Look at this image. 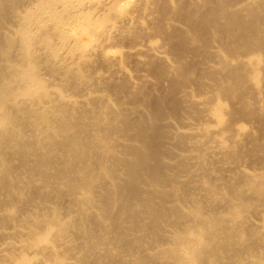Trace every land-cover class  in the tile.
I'll list each match as a JSON object with an SVG mask.
<instances>
[{
    "label": "bare ground",
    "instance_id": "bare-ground-1",
    "mask_svg": "<svg viewBox=\"0 0 264 264\" xmlns=\"http://www.w3.org/2000/svg\"><path fill=\"white\" fill-rule=\"evenodd\" d=\"M263 139L264 0H0V264H264Z\"/></svg>",
    "mask_w": 264,
    "mask_h": 264
},
{
    "label": "rangeland",
    "instance_id": "rangeland-1",
    "mask_svg": "<svg viewBox=\"0 0 264 264\" xmlns=\"http://www.w3.org/2000/svg\"><path fill=\"white\" fill-rule=\"evenodd\" d=\"M74 20V21H73ZM71 21V22H70ZM77 21H76V19H74V18H71V19H69L68 20V22L66 23L67 25H64L62 28H64V30L61 28V31H65V32H67V30H68V32L69 33H72L73 32V34H72V36H75L76 38L78 37V42L80 43V45H84V43H86V45H88V43H89V40H87V36H85V35H82V34H80L78 31V22L76 23ZM68 23H70V24H68ZM75 25H74V24ZM70 25V26H69ZM77 25V26H76ZM75 26V27H74ZM69 27V28H68ZM66 28V29H65ZM67 32V33H68ZM77 32H78V34L80 35H77L76 36V34H77ZM66 33V34H67ZM69 35H71V34H69ZM82 35V36H81ZM155 41H156V43L158 42L159 44L161 43L162 44V42H161V39H155ZM125 47H127V45H125ZM125 47H123V46H121V47H118V48H116V49H114V51H116V52H120V53H124L125 52ZM97 66V65H96ZM97 69H99L100 70V72H98V73H96L95 72V70L94 69H91V70H89V74H91V77H92V79L93 80H95V79H97V77H98V75H100V74H102V75H100L102 78H103V75L104 76H107V75H109L108 74V72H107V70H106V68H104V66L101 64V65H98L97 67H96ZM125 68H126V70H128V72L129 73H131V76L135 79V80H138V79H140V77H141V75H146L147 73H148V71H147V67L146 68H144V69H141V70H137V68H136V66H135V63H134V61L133 60H126V66H125ZM100 73V74H99ZM99 80V79H98ZM132 81H133V79H132ZM213 126V125H212ZM204 127V129L203 130H199V132L201 133V134H203V138L205 139V140H208L209 138H210V136H212L213 134H214V132H215V127L213 126V127ZM251 126V124H246V129H248L249 127ZM252 126L253 127H256L254 124H252ZM227 136V134H224L223 135V137H226ZM264 140V139H263ZM257 166V165H256ZM255 167L254 166H252V165H250V164H248L247 166H246V163L243 165V169H245L246 171H248V172H251V173H254L251 169H254ZM228 174H231L232 175V173H228Z\"/></svg>",
    "mask_w": 264,
    "mask_h": 264
}]
</instances>
